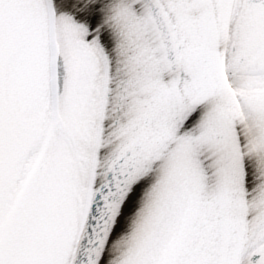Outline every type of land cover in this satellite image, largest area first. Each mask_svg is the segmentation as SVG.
Masks as SVG:
<instances>
[{
	"label": "snow or ice",
	"instance_id": "snow-or-ice-1",
	"mask_svg": "<svg viewBox=\"0 0 264 264\" xmlns=\"http://www.w3.org/2000/svg\"><path fill=\"white\" fill-rule=\"evenodd\" d=\"M0 264H264V0H0Z\"/></svg>",
	"mask_w": 264,
	"mask_h": 264
}]
</instances>
